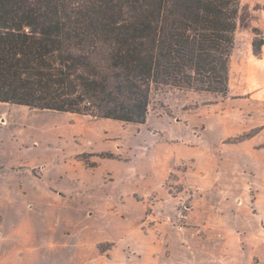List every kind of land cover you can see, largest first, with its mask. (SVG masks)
Returning a JSON list of instances; mask_svg holds the SVG:
<instances>
[{"label":"rangeland","instance_id":"rangeland-1","mask_svg":"<svg viewBox=\"0 0 264 264\" xmlns=\"http://www.w3.org/2000/svg\"><path fill=\"white\" fill-rule=\"evenodd\" d=\"M263 6L226 95L165 88L145 123L0 102V264H264V151L238 143L263 119L235 96Z\"/></svg>","mask_w":264,"mask_h":264},{"label":"trees","instance_id":"trees-1","mask_svg":"<svg viewBox=\"0 0 264 264\" xmlns=\"http://www.w3.org/2000/svg\"><path fill=\"white\" fill-rule=\"evenodd\" d=\"M240 4L0 0V102L145 123L165 88L226 95Z\"/></svg>","mask_w":264,"mask_h":264},{"label":"crops","instance_id":"crops-1","mask_svg":"<svg viewBox=\"0 0 264 264\" xmlns=\"http://www.w3.org/2000/svg\"><path fill=\"white\" fill-rule=\"evenodd\" d=\"M254 12L257 16V24L262 30V39H264V6L262 8H257ZM244 60V78L247 80V91L240 92L236 96L244 101L247 105L249 119L251 121L256 120L257 118L263 119V122H258L254 124L250 130L259 129L253 134H249L246 138L239 141L248 142L250 144V151L256 155L260 150L264 151V143L259 141V137L264 134V44L262 45L261 55L256 56L252 49L243 58ZM258 139V140H257ZM259 198L256 199L255 204L258 205ZM264 212V211H263ZM260 222L261 227L264 228V213L259 212L255 214Z\"/></svg>","mask_w":264,"mask_h":264}]
</instances>
